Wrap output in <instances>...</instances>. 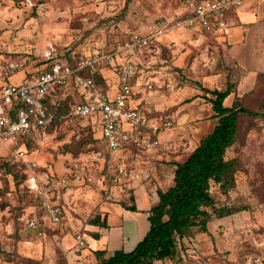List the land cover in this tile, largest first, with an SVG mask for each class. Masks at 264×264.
I'll return each instance as SVG.
<instances>
[{"label": "rangeland", "instance_id": "obj_1", "mask_svg": "<svg viewBox=\"0 0 264 264\" xmlns=\"http://www.w3.org/2000/svg\"><path fill=\"white\" fill-rule=\"evenodd\" d=\"M177 2L179 3L178 0H0V88L7 84H19L25 77L29 79L43 65L42 53L49 46L63 60L73 61L96 46L104 45L108 48L116 41L126 38L128 33L147 35L156 25L158 28V24L178 14ZM250 4V0H244L235 14L239 22V35L236 39H243V47L229 53L231 46H221L218 58L209 53L206 59L197 62L196 67L190 63L167 70L176 72L172 76L178 88L176 93L182 88H190L183 100L174 101L173 106L160 114L171 116L184 110L181 115L174 116L171 128L182 127L187 137L167 140L174 148L168 155L176 152L182 155L180 160H185L216 125L217 118L213 117L208 101L211 95L202 91L203 86L209 90L229 91L225 99L226 105L230 106L236 101L252 112H264V5ZM239 11L251 14L250 19L242 21ZM226 22L231 27L228 19ZM166 55L163 48L160 56L164 60ZM22 60L26 62L21 71L12 75L4 73L3 68L7 63ZM203 77L205 81H202ZM71 92H74L73 89L68 94ZM60 94V91H56L50 100L53 103L51 111L57 116V121L44 134L41 131L32 134L27 143V152H32L41 173L46 170L44 167L55 171L61 169L65 173L72 167L73 161H78L90 164V171L96 176L106 177L105 181H69L68 187L59 191V198L55 192L45 190L39 197H35L26 188L22 162L17 161L7 148L1 146L0 261L17 260L13 247L20 239V234L25 229H30L26 225L27 219L33 217L41 222L42 210L38 198L58 203L68 211L84 210L93 215L101 204L126 205L131 199L132 189L137 187L134 180H141V185L149 183L153 189L149 172L146 179L134 178L137 174L134 171L135 154L147 153L133 149L118 153L107 151L99 134L92 130L91 123L70 115L73 103L71 95L60 99ZM183 117H188V120L183 121ZM225 158L237 161L234 186L223 193L217 185L211 184L210 193L216 207H226L234 210V213L223 217L224 223L216 226L212 242L217 248L213 251L209 247L205 252L209 253L208 256L188 254V247L184 244V264L264 262V117H239L234 144L227 149ZM119 167H124L130 173L131 180L121 178L118 181ZM121 187L125 190L124 193ZM230 255L234 259L229 260Z\"/></svg>", "mask_w": 264, "mask_h": 264}, {"label": "built area", "instance_id": "obj_2", "mask_svg": "<svg viewBox=\"0 0 264 264\" xmlns=\"http://www.w3.org/2000/svg\"><path fill=\"white\" fill-rule=\"evenodd\" d=\"M181 12L166 20L147 35L128 33L126 38L106 48L96 46L68 64L52 46L42 53L43 65L29 79L19 84H7L0 88V147L3 146L24 166V182L28 191L39 197L45 190L53 191L59 198V191L68 187L69 181L87 180L90 183L104 182V176L90 171V164L73 161L62 175H55L46 169L39 172L38 164L27 152L22 140L41 131L43 134L56 119L50 110L52 94L60 91V99L69 95L73 98L70 115L91 123L92 130L99 134L105 149L112 153L133 149L142 153H169L171 142L158 139L161 128H168L171 122L161 125L151 116L147 95L153 90V82L138 85L136 75L142 53L150 48L163 34L173 29L202 32L214 40L228 34L227 19L231 12L243 5L244 0H178ZM25 60L7 63L3 71L12 75L25 64ZM176 72L168 73L162 86L173 92ZM99 75L101 81H95ZM70 89L74 92L68 94ZM55 175V176H54ZM131 180L124 167L117 169L118 181ZM134 178H138L137 175ZM48 188V189H47ZM122 193L125 190L120 188ZM39 195V196H38ZM41 222L33 217L26 220L30 229H39L45 224L63 228L68 209L58 203L40 200ZM77 245L84 248V235L74 231ZM42 231H38L41 236Z\"/></svg>", "mask_w": 264, "mask_h": 264}, {"label": "crops", "instance_id": "obj_3", "mask_svg": "<svg viewBox=\"0 0 264 264\" xmlns=\"http://www.w3.org/2000/svg\"><path fill=\"white\" fill-rule=\"evenodd\" d=\"M250 3V6L259 4L262 6V3L264 5V0H250ZM178 8L179 14L181 12L179 3ZM239 13L242 21L250 19L251 14L241 13V11ZM235 14H237V10L229 14L228 21L231 27L229 26L227 36L222 39L214 40V38L202 32L173 29L163 34L157 41L152 43L150 48L142 53L136 79L138 85L143 84L145 81L153 82V90L148 93L147 98L152 111L151 116L155 123L161 125L164 122H171L173 124L175 121L173 119L175 118L174 116L181 115L184 110H179L177 113L171 114V116H161L160 114L168 107L173 106L174 101L183 100L190 92V88L185 87L176 93L178 90L176 84L173 92L165 91L162 84L167 73H170L167 70L180 68L190 63L196 67L197 62L200 59H206L209 53L218 58L221 46H231L229 53H234L237 49L244 46L243 39H236L239 35L237 30L239 22ZM158 25H161V23ZM156 27L157 25L154 28ZM163 48L167 54L164 60L160 56ZM214 60L217 63V60ZM208 80L206 79V81ZM202 81H205V77L202 78ZM223 104L229 107V105L225 104V100ZM182 120H188V117H183ZM171 127L161 128L158 134L160 141L166 142L167 140L187 137L184 135L182 127ZM179 150L184 149L179 148ZM168 154H135L134 163L136 168L134 171H137L138 179H146L149 172L152 177L151 182L154 185L153 189H151V184L145 183L141 185V180H134L136 182L134 184L137 187L132 189L131 199L126 206H134L136 211H129L121 205L110 206L108 204H101L93 215H91L90 211L72 209V211L67 213V221L63 228L45 224L39 229H25L13 247L17 260L15 262L0 261V264H97L95 252L103 251L105 252V258H107L116 250L131 251L149 229L147 212L158 203L157 192H164L173 185L175 166H172V164L184 161L180 160L182 155L179 153ZM50 170L52 171L53 168ZM52 172L57 175L64 174L61 169L53 170ZM223 223V217L216 218L207 224V232L203 233L195 229L193 237L185 240V244L188 247L186 252L188 254L200 253L203 256H208L209 253L205 252H207L209 247L213 251L215 247L217 248V245L212 242L215 239L216 226ZM39 230L42 231L43 235L38 236ZM74 231H80L84 235L86 242L84 248H80L77 245ZM230 259L232 260L234 257L230 255ZM153 264L174 263L165 260L156 261ZM259 264H264V262Z\"/></svg>", "mask_w": 264, "mask_h": 264}, {"label": "trees", "instance_id": "obj_4", "mask_svg": "<svg viewBox=\"0 0 264 264\" xmlns=\"http://www.w3.org/2000/svg\"><path fill=\"white\" fill-rule=\"evenodd\" d=\"M67 62L72 63L69 59ZM94 79L98 83L101 81L99 75ZM202 91L211 95L208 101L213 117L217 118L213 130L199 141L183 162L173 163V185L164 192H157L158 203L147 212L149 229L144 237L128 252L116 250L107 258L105 252H95L97 264H153L165 260L183 264L186 261L185 240L193 237V231L205 233L207 224L213 219L234 213L232 209L216 207L210 193L211 184L217 185L223 193L234 186L237 161L226 159L225 153L234 144L238 119L240 116L264 117V112H252L236 101L229 107L224 106L229 95L227 90L202 88ZM56 121L57 116L53 124ZM30 138L22 140L26 150ZM122 207L136 211L134 206Z\"/></svg>", "mask_w": 264, "mask_h": 264}]
</instances>
